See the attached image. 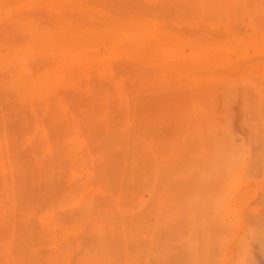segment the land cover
Returning <instances> with one entry per match:
<instances>
[{"label": "bare ground", "instance_id": "bare-ground-1", "mask_svg": "<svg viewBox=\"0 0 264 264\" xmlns=\"http://www.w3.org/2000/svg\"><path fill=\"white\" fill-rule=\"evenodd\" d=\"M36 1L37 0H0V93L3 92L5 95L7 92L9 95L8 100L14 102V104L15 102H20L19 104H27L29 105L28 107H30L31 111L35 112V109L39 107L38 105H40V107L42 105L44 108H48L50 96L54 94L60 95L64 86H71L81 92H84L88 97L92 98L91 107L93 113L90 114V117L88 116L86 118H82L77 115L70 114L64 107H61V119H59V115L58 118L53 116L54 118L51 117V121L47 123L39 118V116H36L35 118L34 115L36 114L34 113L33 116L36 121H30V117H24V120L22 119L21 121L20 119V124L15 123V121L13 122L12 118L9 116H0V186L2 188V193H4L2 195H5L6 197V201L3 200L4 203L0 200L2 201L0 202V215L6 216V213L10 212L13 213L12 216H14V213L17 210L21 212V214L18 212L16 215L19 214V218L21 219L22 212L23 214L27 212L26 216L22 215V219L25 222V224H23L26 226L28 217L30 220L36 219L38 221L37 224H39L38 232H36L37 227L34 230H30L31 228L29 229L24 226L26 228L25 230L19 227L20 224H16V226L18 225L21 229L19 230L23 232L22 236L21 232L18 235L21 236L20 239L18 237V240L16 239L15 233V231L18 230L10 231V233L6 234L8 235L10 241L8 240V242L3 244V239L1 241L2 245L0 248L3 246V250H0V252H2L0 253L2 255V257L0 256V264H106L102 259V251L103 249H106L103 241L109 237L111 232H114L111 222V224H105L106 221V223H109L111 220H109V218L114 217L115 221L117 220L118 222L122 220V223L124 224L120 235L123 239L122 247L124 248L122 249H124L126 253L130 248H133L134 253L136 251L135 248L139 247L140 249V245L132 243L133 240H138L139 238L143 239L148 236L150 245H153L154 235L158 233L159 228L168 227L167 229H173L171 232L172 235L175 233V230H179L178 225L180 226L182 223L180 212H175V209L177 208H174L175 203L173 204L172 200V196H175L172 195V187L165 186L164 189L160 191V181L162 179L163 171L165 172V165L153 163L150 165L149 170H145V164L143 162L145 154L143 151L146 147V141L153 140V130L150 126L166 124V122H168L163 119L166 115L161 110H158L157 114L154 113V117L147 113L149 110L143 103L145 96L143 93L147 88L144 86H146L154 78V80H156V78L162 74L164 68L168 65V57L173 53L174 48H178L179 45L173 47L168 43L169 38L173 33L170 30L171 28H166L164 22L162 24V21L159 22L160 20L154 16L157 11L152 12V10H155V6L156 9L157 7L163 8L165 0H110V2L106 1L108 4L105 3V1H100V3L107 4L113 9V12L107 11V9L103 12L104 9L101 8L103 5H99L101 11L103 10L101 14L105 16H103L104 18L102 20L104 21L105 19L106 22H104L109 24L108 28L106 30L104 29L103 33L102 31L100 33L99 31L87 29V27H84L86 29L81 28L84 24H82L81 27H78L79 24L77 22L80 20L76 21L74 18V21L72 22L64 19V21L66 20L67 22L65 21L63 25L61 24V26H57L58 28L56 27V29L53 27L47 28L48 26L43 27L42 22H45L43 18H46L45 15L49 12V9L50 12L52 10L49 4L52 3L54 6L55 3L54 0H52L53 2H50L49 0L47 6V3H44V7H49V9H47L48 11L46 10V14H42L45 17L42 16V18H40L43 20L40 22V24L42 23L41 26L39 24L40 20H38V16V19L36 20L33 12H26L28 10L32 11L30 10L32 8L34 10L33 6H35V10L39 11V9H36L37 5L34 4ZM65 1L66 0L59 1V4L62 2L61 5H63L64 9L60 6L62 10L60 7V10H58L59 8L57 9L54 6L57 10L53 9L52 11L55 10L57 11V14L64 15L65 18H68V11L72 9L69 13L70 16L74 9L72 7L71 9L69 7L65 8ZM77 1H80L79 3L82 2V0ZM173 1L174 0H170L169 2ZM177 1L179 2V0ZM180 1L182 4H185V6L183 5L185 8H181V10L184 9L185 11L186 9L187 11V8H189L188 10H191L192 13L195 14L196 19L199 21V32L203 33L199 37L195 36L191 41L194 45V49H196L194 57L201 56L202 58L198 60L197 63L189 62L190 64H188L187 75L191 78L194 87H196V85L197 87L194 90H188L184 94L192 97V103L190 107L182 111V114L178 115V118L180 119L178 122H180V127L191 123L195 124L192 130H186L187 133H185V137L191 136V138L198 139L199 146L202 151L201 153H205V146L203 145L204 139L211 138L209 141L214 142L215 144L210 151L212 154L200 155V158L202 159L205 156L208 157L210 160L202 159L203 162L209 161L208 163L212 160L213 162H215V160H222V164L221 161H218L212 163V167L219 168L220 164V168L224 169H222L223 178L227 176L223 174L229 173L227 179L225 178L223 182L220 181L219 183L217 179H219L221 175L219 176L218 173L219 177L217 178L216 176L217 179H215V176H212L211 174L219 172L220 168L217 171H215V169V172L211 170V174L203 170L201 167H198L195 172H193V175L195 173L198 174V172L203 173L204 171L206 174L209 173L212 177V182L214 183L209 182L216 185L215 182L217 181V185L219 187L217 185L216 186L219 188V191L221 189L217 196L216 194L215 196H210L209 193L212 188H210L211 185L208 184V180H210V178L206 179L208 185H205V187L202 185V189L205 190L204 192L200 189L201 184L199 186V183H203L206 176L209 177L210 175L207 174L204 176L205 174H203L204 177L202 178L204 181L202 182V180H198L199 183L197 180L192 178L194 179L193 181L198 183L199 191L202 194L197 192V185L195 186L197 189L196 193H200L201 196H205L203 193H207L209 190L206 194V200L204 196H202L204 198V201L202 202V197L200 198L198 196L199 194H195L197 195V201L200 200L199 203L196 202L198 204V208L203 206L201 208H203L204 211H206L207 208L210 210V206L212 204L211 209H214V212L212 210V212L209 211L213 217L207 213L208 210L205 212L206 215L204 211L201 212L203 213L201 216L199 215L200 217L203 215L205 217L204 219L200 218V221H202L203 224V221H206L207 218L209 220L206 222L212 221V225H201V228L200 224L202 223L200 222L198 223L200 226L199 228L194 225L197 221L199 222L198 218V220L194 221V223L190 226L188 225V230L191 231V229H194L193 231L196 233L197 231H195V229L199 228V233L201 231V234H203L199 235L203 236V238L205 237L204 240H207V245L204 242L199 243V241H203V239L199 240V235H196L198 238L195 237L194 239L193 237L195 234L193 233V235H191L193 231H188L190 232V234L188 233V236L190 237V242L192 244L188 241L189 238H185L187 230L184 233L181 228L183 233L181 232V229L180 232L182 234L179 232L180 238L181 236L183 238V235L185 234L184 238L188 241V243H190L189 246L193 247H190V249H193L194 251L192 250L191 252L189 250V252L193 254H191V258L192 256L196 258L198 255L199 257L196 258V260L198 259L197 262L204 264L205 262L201 260V256L199 254L200 252H198V250L202 248L201 250L205 252L207 246L210 245V240L208 239L209 237L206 233L207 230H204L206 227H214L217 225V228H220V232L218 233L220 237L218 236L217 238L221 240L222 243L223 240L224 242H227L233 237L234 239L237 238L232 249L233 251L236 249L237 252H239V250L241 252V249L244 248V246H250L248 243H251V238L248 236L252 235V239L253 237L254 239H257L256 237L260 236L258 233L262 230V232H260L262 235L264 232L262 228H258V226L261 227L260 222L259 224H256L258 225L256 228H253V226L255 227L254 223L257 222H250L253 216L255 219L253 218L252 220H256V214H259L255 211V209L252 210L249 205V198L253 195L252 192L248 189H244L243 187L237 189V187L244 182L245 179L251 178L250 172L254 169L256 173H258L257 171L262 172L264 176V155H261L259 151H257L256 155H251L253 144L249 145L245 141L236 143L234 135L229 129L227 123H219L215 120L216 117H213L212 114L214 112L212 109L214 108L213 97L217 93V90L212 89V87L215 86L214 83L217 82V78L207 77L204 73H202V76L199 74L201 70L203 71L206 66L211 63H214L222 70H224L223 68H229L232 62L231 56L233 55V49L246 44L244 41L240 42L236 38H231V36L235 34L234 29H236L235 14L248 15V18L244 19L247 28L252 30V32L261 33L253 47L257 51L264 50V0ZM72 2L73 4H79L74 0H72ZM176 2L173 3L176 4ZM97 3L94 4L95 7L88 6V4L91 3H88L86 6L82 4L81 7L83 9L87 7L89 9L92 8L91 10L95 11L98 10L97 8L99 7ZM178 4L179 3H177V5ZM38 5H40V3H38ZM42 6L43 4L40 6L41 9ZM75 6L76 4H74V7ZM105 8L107 7L105 6ZM111 8L108 9L111 10ZM79 9L77 10L79 11ZM89 9L85 10L88 12ZM43 10L45 9H42V11ZM75 10L72 13H75L76 15ZM130 10L134 11L133 15ZM58 11L60 12L58 13ZM128 11H130V13H128ZM85 12L84 14H87V12ZM65 13H67V16ZM150 13H154L152 15L155 20L153 16H149ZM84 14H82V16ZM79 16H81V14H79ZM48 17L50 16L48 15ZM55 17L57 18L59 16L55 15ZM70 17L68 19H70ZM75 18L78 19L79 17ZM156 18L159 20L158 22L156 21ZM48 20H51V18H48ZM73 22H76L78 26H76V23ZM59 23H61V20ZM80 23L82 22L80 21ZM51 24L52 26L54 25L53 22ZM56 24L54 26H56ZM123 30L129 32L127 37L132 41L129 45V49L132 50L130 53L132 54L130 55V60L118 63L116 67L113 66L117 72L113 80H110L108 84L110 85V89L114 90L113 93L117 90V93L115 94L116 97H114L110 92V89L95 85L91 82V78L97 74L96 72L99 70L98 67L101 66L100 57L102 56H100L98 52V43L103 39V37H106V39H108V44L110 43L111 46H109L106 50L107 52L105 53L112 52V50L116 51L119 33ZM209 31L213 32L218 37H211V33L209 34ZM224 38L226 39L223 41L222 39ZM227 38L231 39L227 40ZM55 43L58 44L56 47L54 46ZM161 53L165 54V58H161L159 56ZM242 54H244V51L240 53V55ZM125 73L127 76H124ZM120 78L121 81H119ZM240 78L249 92L251 90L252 93L258 95L259 102L257 105L259 107L264 106V77H258L252 74L247 75L244 73ZM125 80L127 82L130 80L133 83H131L132 86H130V88L126 89V85L121 84V82H126ZM224 80L225 79H221L218 80V82ZM203 83L206 84L205 87H202ZM212 83L214 86H211ZM207 85L208 87L211 86V88H208ZM248 90L244 93L248 92ZM178 96H180L178 93L166 91L164 98L173 102ZM186 101L188 105V100L186 99ZM174 103L176 108L183 109L186 107V103ZM162 106L164 105L158 104L157 109ZM245 109H248L247 105H245ZM245 112L249 113L248 110ZM248 118L247 120L251 122V127H255L257 130L259 127L260 129L264 127V116L261 113H258L255 118ZM32 119L33 118H31V120ZM23 121L25 124L21 123ZM21 126H26L27 130L21 131ZM79 130L81 133H84V139L78 137L77 134L79 133ZM257 136L259 138L257 141L264 143V132L257 133ZM91 139L93 142L98 139L96 142V146L98 147L97 153L92 152L93 142ZM111 142L116 143L117 146L115 148L120 154L123 153L121 156L123 160H120L121 162L117 161L116 164L110 161L109 158V151L112 150L110 148ZM219 142H226L227 145H222ZM97 144H100V146ZM123 144H125L124 147H118L123 146ZM22 145L26 146V150L21 148ZM21 150H23V152ZM58 159H60V161H58ZM251 159L254 163L250 162ZM189 160L193 161L194 164L191 166H194V158H189ZM196 160L199 161L200 159L196 158ZM56 162L59 163V165H56ZM71 163L75 164L74 168L70 167ZM208 163L205 164L208 165ZM196 165L198 166L199 163H196ZM58 166H62L61 171L59 172L62 173V177L59 178L55 176L56 168ZM191 166L188 167L187 165V169L189 168L193 170L194 167H192V169L190 168ZM209 166L211 168V165H208L207 167L206 165L204 166L203 163V168L207 167L205 169H208V171L210 170ZM200 168L203 172L202 170H198ZM189 169L187 171L191 172ZM79 170L86 172L89 179L94 182L99 189H101V191L106 195V198H110V201L108 200L109 202H106L109 203L107 207L106 204H102L101 201L100 203L97 202V197L95 198V196L85 197V192L87 191L86 183L75 178V172ZM222 170H220V173ZM118 172H122L121 176ZM254 172L251 173L253 174ZM168 174H171L174 181L176 180L175 177L177 173H174L172 166L169 167ZM213 178L216 181H214ZM30 179L33 180L31 183L29 181ZM129 179L131 180V183L128 182ZM220 180H222V178H220ZM193 181H190V188L193 186ZM191 182L193 183L191 184ZM134 183L137 184V186ZM206 187H208V189H206ZM31 188L33 191H38L40 193H35V195L32 196L33 192L29 194L28 191ZM192 188L194 190V187ZM217 188L213 186L212 190H217ZM262 189L264 191V184ZM146 191L149 194L148 200L144 198ZM188 191L186 195L190 196L193 191L190 190L192 192L189 191V195ZM42 192L45 195L51 192L53 197V200L51 201L52 203L46 207L43 212H41L42 210L36 211L37 209L35 210V208L37 206L33 208L34 203L37 201L39 202L40 199H38V197L42 194ZM214 193H216V191H214ZM214 193L211 192V194ZM181 194L182 193H180V196L184 197V195ZM186 195V199L183 200L184 202L185 200L188 201L194 199V193L193 197H191L193 199H187ZM208 196L213 197L210 198L211 201L208 199ZM263 197L264 196H262V198ZM98 200L101 199L99 198ZM195 200L196 199H194V201ZM7 201L8 203L5 204ZM194 201L190 202L193 203ZM205 201L210 203V206L206 205ZM177 202L178 201H176V203ZM200 202L202 204L204 202L207 208L204 204L200 205ZM260 202H262V200ZM186 203L187 202H185V205L189 206V204ZM191 203V210L194 212V210L196 211L198 208H193L194 206H197H192ZM23 204L26 205L24 206L26 207L24 210L21 208ZM238 204H242V207L239 208ZM262 205L264 204L262 203ZM187 206H185V208L188 209ZM65 207L67 208L66 210L61 213L58 212L59 209ZM179 207L181 208L183 206ZM20 208L22 211H20ZM109 209L110 211L112 210L111 214H109ZM184 210L185 209L180 211ZM188 210H190V208ZM191 210L189 212H191ZM199 210L200 209H198V211ZM163 211L167 215L161 216ZM51 212H55L53 219L50 222L46 221L44 218L45 215ZM175 213H177V216L180 214L179 217L181 220L179 217L176 218L178 220L176 222L179 223L176 226L178 229L174 230V223H176L174 222L176 220ZM196 213L197 211L191 215H196V217H198V213ZM145 216L147 217V220L145 219ZM187 216L190 217V214L187 213ZM232 216H235L240 222L236 227H232L229 222V218ZM9 217H11V214ZM17 217L15 216L16 219H19ZM24 217L27 218L24 219ZM11 219L14 220V217L10 218V220ZM16 219L14 221L15 223L17 221ZM3 220L6 221V219ZM193 220L191 222H193ZM11 221L9 222L10 224ZM83 222L88 226H81L80 224ZM188 222L191 223L190 221ZM0 223L2 224L3 222L1 221ZM5 223L7 226L10 225L7 222ZM23 224L21 223V225ZM192 225H194V228H192ZM251 225L252 227H249ZM11 226H13V224H11L9 228ZM55 226L58 228L56 229ZM248 227L257 229V236L255 235L256 233L251 234V232L248 231ZM262 227L264 228V226ZM209 229L210 228H208V230ZM7 232H9V230ZM246 232H250V234H246ZM27 233L34 236L37 234L38 236L32 240H28L26 236L28 235ZM244 233L248 236H245ZM94 234H96V239L93 237ZM179 234L174 235L175 238H178ZM206 236L208 238H206ZM243 237L244 239L246 237L248 239L250 238V241L246 240L247 245H245V241L243 242ZM175 238L171 240V245L169 243L170 247L165 249L166 252L163 254V258H165L166 254L170 255L168 252H171L172 254V245L175 243ZM85 239L93 245L90 246L85 244ZM19 240H21L22 243L19 242ZM183 240L184 239H182V242L179 240L181 246L184 242H186V240ZM222 243L219 247H216V250L220 249V252L218 251L219 254L213 253V255L215 254V257L218 255L220 256L215 259L214 256H212L211 262H214V264H231V257H235L236 254L234 255L230 253L232 250L230 251L229 248L231 246L229 244L222 245ZM242 243H244L243 247H241V249H237V247H240L238 246L239 244L242 246ZM200 244L202 245L201 247H199ZM260 246L262 248V244ZM210 247L211 246L208 248L209 250L207 249L208 251H211ZM182 248L181 250L183 251ZM96 249L99 250L96 251ZM17 250H20L21 253L19 251L17 252ZM77 250L83 251V255L81 257H75L77 254L75 251ZM244 250L245 252L247 251L245 248ZM42 251L44 252L42 253ZM139 251H142V254L140 253L141 256L145 252V250L143 252V249L137 250V252ZM137 252L135 254H137ZM126 253L124 252L123 256H125L124 254ZM229 253L232 254L230 255V259ZM249 253H251V251L248 252V254L246 253L247 255L244 252L240 253V258L237 262L239 264H247L248 260L251 261L252 258L251 260L248 259L249 256H251ZM128 256V258L125 257L127 260L122 257L124 261L119 258V261L122 260V263H120L123 264V262H125V264H134L137 259L132 261L130 254ZM141 256L139 257L141 258ZM236 256L237 258L239 257L238 255ZM188 257L190 258V255ZM134 258L135 257L133 255V260ZM159 258H161V256ZM194 258H192V260H194ZM213 259H218V261L216 262ZM234 259L235 258H233V260ZM233 260L231 262H233ZM119 261L116 260L114 262L113 260L111 264H120ZM186 261H188V264H200L195 263V260L194 263L193 261L190 263V260ZM234 264H237L236 260L234 261ZM248 264L250 263L248 262Z\"/></svg>", "mask_w": 264, "mask_h": 264}, {"label": "rangeland", "instance_id": "rangeland-1", "mask_svg": "<svg viewBox=\"0 0 264 264\" xmlns=\"http://www.w3.org/2000/svg\"><path fill=\"white\" fill-rule=\"evenodd\" d=\"M37 1H41V2H37ZM37 1H36L37 4H36V2L34 3L35 5L38 6V7L36 6V9H39V11H40V9H41L40 6L43 4L42 9H45V10L42 11V9H41V11L39 12L38 10H35V6H33L34 10L32 8V9H30L32 11L28 10L26 12H30V13L33 12L34 18L36 17L35 18L36 20L39 17V19H38V20H40L39 24L43 20L45 22L49 21L48 23L47 22L46 23L42 22L43 24L41 23L43 25V27H47L48 26L47 28H50V27L52 28L53 27V28L56 29L57 26L59 27V25L61 26V24L62 25L64 24V22L66 21V20L64 21V19H67V21L69 20V21L72 22V21H74L73 20V18H74V19H76V21L80 20L82 22V23H80V21L77 22L79 24V26H78V24L76 22H73V23H76V26L81 27L82 24H84V26H82L81 28L87 27V29H91L93 31H99L100 33L102 31V33H103L104 29L106 30L108 28L109 24L105 23L106 22L105 19H104L105 22L102 20L105 16L101 14L102 11H103V10L101 11V8L104 9L103 12H105L106 9H107V11H112L113 12V9L109 5H107L108 3L106 2V1L110 2V0H84V1L82 0L81 3H79L80 1L78 2L77 0H74L75 2L79 3V4L74 3V4H76L75 7H74V4H73L72 0H70L72 2V5H71V2L69 0H66L65 3H64V5H65L64 7L65 8L69 7L71 9V7H72L74 10L76 9L75 10L76 11V15H75V13H72L74 10L71 12L70 16H72V17L69 16V13H70V11L72 9L70 11H68V18L70 17V19H72V20H70L68 18H65L64 15L57 14V11H55V10H54L55 12L52 11L53 9H56V8L58 9L60 6L63 8V5H61L63 1L59 4V1H61V0H54V3H55L54 6L56 8L52 5V3H50L49 5H50V7L52 9L51 12H50L49 7H44L45 6L44 3L45 4L47 3L46 4V6H47L48 3H49V0H47V1H45V0H43V1L42 0H37ZM97 1H98V3H97ZM100 1L101 2L105 1V3H107V4L100 3ZM112 1H114V0H112ZM169 1L170 0H165V3H164L165 5L163 6V8L162 7L161 8L157 7V9H156L155 8L156 6H155L154 7L155 10L154 11L152 10V12H156L157 11L158 14L157 13H155V14L154 13H150L149 16L151 17V16H153L152 14H154V16L157 17L160 20L159 21L156 18L157 22L158 21L159 22L162 21L161 23L163 24V22H164V25L166 26V28H171L170 30L173 33L171 34V37L169 38V42L168 43L170 45H172L173 47L176 46V45H179V46H178V48L175 47L174 50H173V53L168 57V65L164 68L162 74L160 76H158L156 78V80H154L155 78L154 79L152 78L153 80H151L146 86H144L145 88L146 87L147 88H146V91L144 90V93H143L145 95L144 99H143V103L145 104V106H147V108L149 110L147 113L150 116L154 117V113L157 114V111L161 110L166 115L163 119L165 121H168V122H166V124L150 126V128H152V130H153V140H147L146 141V147H145V150L143 151L145 153L144 157H143V162L145 164V167H144L145 170H149L150 169V165L153 164V163L154 164L155 163H159V164H164L165 165V172L163 171L162 179L160 181V191H162L165 186L172 187V195L176 196V200H175V196H172L173 204L175 203L174 204V206H175L174 208H177V209H175V212L179 211L180 214H181V215L178 214V216H177V213H175L176 214L175 219L178 218L179 215H180V217L182 218V223L180 221L181 224L179 226L178 225L179 222H176L178 220L176 219L174 221V222H176V223H174L175 224L174 230L178 229L176 227L177 225L179 227V230L178 231L175 230L174 231L175 233L172 234V235H171V232H172L173 229H171V228L167 229L168 227L159 228L158 233L154 235V243H153V245H150V243L148 241L149 240L148 236H146V238H143V239L139 238L138 240H133L132 243L140 245V249H139V247H137L138 249L135 248L136 249L135 253L137 252V250H142L143 249V252L145 250V252H144L145 254L143 253V255H142L144 257V259H143V257L140 255V253L142 254V251H139V252H137V254H135L133 248H130L127 253H126V251L124 249H122L124 247H122L123 239L121 238L120 233L122 231V228L124 227V224L122 223V220H120L119 222L116 220L117 221L116 222L114 217L109 218V220L111 219L112 221L108 220L109 223H106L107 222L106 221L105 224H111L112 223V225H113L112 228H113L114 232L113 233L111 232L109 234V237L103 241L105 243V248L106 249L105 250L103 249V251H102V259L105 261L106 264H111V262L113 260H114V262L116 260L119 261V258L122 259V257L124 259L129 254H130V257L132 258V261H135V259H137L136 260L137 262L135 261L134 264H188L187 263L188 261H186V260H190V263L192 261H193V263L195 261H196L195 263H200V262H197L198 259L196 260V258L199 257V256L197 255V257H196L194 255L196 258H194L192 256V258H194V260H195L194 261L191 258V254L192 253L189 252V250L192 252L193 249H190L191 246H189V245H190L191 242H190V237L188 235L194 229H191V231L188 230V225L190 226L192 223H194V221H197L198 218H199V222L197 221L194 225H196L199 228H200L201 225H208V224L212 225L211 224L212 221L206 222V221L209 220L207 218H206V221L205 220L203 221L204 224L202 223V221H200V218H202V219L205 218L204 215L202 217H200L203 214L201 212L204 211V209L201 208L203 206H200V208H198V206H197L198 204L197 203H199L200 200L197 201V198H196L197 195H195V194H199L198 196L200 198L202 196H204V195L201 196L202 193L199 191V186L201 184V186H200L201 188L200 189H201L202 192H204L205 190L202 189V185L205 187V185L209 184V185H211L210 188L212 187L211 188V192L214 193V191H216V193H214V194H211V192H210L209 193L210 196H212V195L215 196V194L217 196L218 193L221 191V189L219 191L218 190L219 188H217L218 182L219 183H220V181L223 182L225 180V178L227 179V176L229 174V173L225 172L226 174H223V175H227V176L226 177L224 176L225 178H223L222 173H223L224 169L222 168L223 169L222 170L220 168L221 167L220 164H219V168H220V170H222L221 173H220V170H219V172H215V171H217L219 169L218 167H215V168L212 167V163L221 161V164H222V162H223L222 160H215V162H213V160H212V161H210V163H208L209 161L208 162L207 161L203 162V160H202V159L210 160L208 157L205 156L202 159L200 158V155L212 154L210 151L215 146V144H214V142L209 141L211 138L204 139L203 145L205 146V148H204L205 153H201L202 151H201V148L199 146L198 139L191 138V136L185 137V133H187L186 130H192L193 126L195 124L191 123L189 125H183L182 127H180V125H179L180 122H178V121H180V119L178 118V115L182 114V111L184 109H187L188 107H190V105L192 103V97H190L188 95H184V94L188 90H190V89L194 90L197 87V85H196V87H194V84H193L191 78L187 75L188 64H190L189 62H196L197 63L198 60H200L202 58L201 56L194 57V53H195L196 49H194V45L191 43V41L194 39L195 36H198V37L201 36L203 32H199L200 31L199 28H198L199 21H198V19H196L195 14H193L191 10H188L189 8H187V11H186V9H185V11H184V9L181 10V8H185V7H183V5L185 6V4H182V2L180 0H179V2L177 0H174L173 2L177 1L176 4L173 3V2H169ZM50 2H53V1L50 0ZM66 2H67V4H66ZM38 3H40V5H38ZM88 3H91V4H88ZM96 3L98 4V6L99 5L100 6L103 5V6L101 8L99 6L97 8L98 10H95V11L93 10L92 11L91 7H95L94 4H96ZM177 3H179V4L181 3V4L177 5ZM82 4H84L85 6L87 4H88V6H91L90 7L91 9H89L88 7L85 8V9H89L88 10L89 13L85 9H83L81 7ZM57 5H58V7H57ZM104 5L107 8H105ZM149 5H151V4H149ZM181 5H182V7H181ZM77 6H79L80 9ZM52 7H54V8H52ZM60 8L58 10H60ZM62 8H61V10H62ZM108 8L109 9L111 8V10H109ZM47 9H49V12H47V14H46V10ZM77 9H79V11L81 13ZM83 10H85L87 12V14H84L85 11H83ZM34 11H37L39 13L34 12ZM130 11L132 12L131 14L133 15L134 11L133 10H130ZM130 11H128V13H130ZM59 12L60 11H58V13ZM44 13L46 14L45 16H46L47 19L43 18V20H41L40 18H42V16H44V15H42ZM50 13H51V15H50ZM66 14L67 13H65V15ZM79 14H81V16H79ZM82 14H84V15L82 16ZM107 14H109V13H107ZM48 15L50 17H48ZM55 15L56 16L58 15L59 17L56 18ZM154 16H153V18H154ZM75 17H79L80 19L79 18L77 19ZM48 18L49 19L51 18V20H53V21L48 20ZM53 18H55V19H53ZM246 18H248V15L235 14V20H236L235 21V26H236V29H234L235 30V34L232 35L231 38H236L240 42L244 41V42H246V44L242 45L241 47H236L235 49H233V53H232L233 55L231 56V59H232L231 66L229 68H223L224 70H222V69H219V67L217 65H215L214 63H211V64H208L203 71L201 70L199 72V74L202 76V73H204V75L207 76V77L217 78V82L214 83L215 86L213 85V83L211 84V86H214V87H212V89L217 90V93L213 97L214 108L212 109V111L214 112V113L212 112L213 113L212 115H213L214 118L216 117L215 120H217L219 123H223V122L227 123L229 129L231 130L232 134L234 135V139H235L236 143H241L242 141H245L249 145L253 144L252 145V149H251L252 150V154L251 155H256L257 151H259L261 153V155H264V143L257 141L259 139L258 136H257V133H263L264 132V127L261 128V129L259 127L258 130H257L255 127H251L250 126L251 122L247 120L248 117L250 119L251 118H255L258 113H261L264 116V106H260L259 107L257 105V103L259 102L258 95L252 93L251 90L249 92V90L245 87V85L242 83V80L240 78L242 76V74H244V73L247 74V75L252 74V75H256L258 77H264V50L257 51L253 47L254 44H256L257 38H259L261 33L260 32H256L255 33V32H252V30L248 29L246 24H245V22H244V19H246ZM56 19H58V20H56ZM60 20H61V23H59ZM154 20H155V18H154ZM50 22L51 23L53 22L54 25L56 23H59V24H56V26H54V25L52 26V24ZM84 29H86V28H84ZM210 33H211V35H210L211 37H218L213 32L209 31V34ZM26 34H28V33H26ZM128 34H129V32H127L126 30H123V31H121L119 33V39L117 40L118 41V46H117V50L116 51H113L111 49L112 52L105 53V52H107L106 50L109 48V46H111L110 43L108 44V42H107L108 39H106V37H103V39L98 43V46H97L98 52H99V55L102 56V57H100L101 66L98 67L99 70H98V72H96L97 74H95L91 78V82L92 83H94L97 86L107 87L108 89H110V85L108 83H109L110 80L111 81L113 80V78H114V76H115V74L117 72V71H115L113 66L116 67V65L118 63H121L122 61L130 60V58H131L130 55L132 53H130V52L132 50L129 49V45L131 44L132 41H131L130 38L127 37ZM231 38H227V40H229ZM225 39L226 38H224L222 40L224 41ZM57 45H58L57 43L54 44L55 47ZM242 51H244V54L240 55V53ZM159 56L161 58H165V54L161 53V54H159ZM124 76H127L126 73H125ZM221 79H225V80L218 82V80H221ZM119 81H121V78H120ZM131 83L132 82L130 80H128V82L127 81L126 82H121L122 85L123 84L126 85L125 86L126 89L130 88V86H132L133 83L132 84ZM205 83H203L202 87L206 86ZM211 86H209V87L211 88ZM207 87H208V85H207ZM100 89H101V87H100ZM140 89H142V88H140ZM246 90H248V92L244 93ZM0 91H1V89H0ZM127 91H129V90H127ZM166 91L178 93L180 96H178L172 102L171 100H167V99L164 98V95H165ZM110 92L113 94L114 97H116L115 94L117 93V90H115V93H113L114 90L110 89ZM0 94H1V97H0V116L1 115L9 116V117L12 118V121L13 122L15 121V123H17V124L20 122V119H21V121H22V119L24 120V117H27V118L30 117V119H29L30 121H33V120L36 121L35 120L36 116H39V118H41L42 120H44V122H47V123H49V121H51V117H53V116L56 117V118H58L60 116L59 119H61L62 118V116H61V112H62L61 107H64L70 114H74V115H77V116L82 117V118H86L88 116L90 117V114L93 113V110H92V107H91L92 98L88 97L84 92H81L80 90L76 89L75 87H71V86H64L63 90L60 92V95L54 94V95L50 96L49 97V102H48V108H44L42 105H41V107H40V105H38L39 107L35 106V107H37V109H35L37 112L36 111L32 112L30 107H28L29 105H27V104L25 105L23 103L19 104L20 102H15V104H16L15 105L14 102L8 100L9 99V95H8L7 92L5 93V95H4L3 92H1ZM186 99L188 100V105H187ZM174 102H179L181 104H185L186 103V107L183 108V109L176 108ZM11 103H13V104H11ZM158 104L164 105V106H162L161 108L157 109ZM245 105H247L248 109H245ZM246 110H248L249 113H246L245 112ZM34 113L36 115H34ZM33 115L35 116V118H34ZM101 117H103V116H101ZM31 118H33V119L31 120ZM17 119H18V122H17ZM61 122H62V120H61ZM21 123L25 124L24 121L21 122ZM17 127H18V125H17ZM26 130H27L26 126H23V127L21 126V131H26ZM82 133L79 130V133L77 135H78V137L84 139V133L83 134ZM97 141H98V139L95 142H93V140H92V142H93L92 143V147H93L92 152L93 153H97L98 152V147L96 146V142ZM219 143L222 144V145H227L226 142H219ZM97 145L100 146V144H97ZM124 145L125 144H123V146H118V147H124ZM110 146H111L110 148L112 149L111 151H109L110 161H112V162H114L116 164L117 161L123 160L122 157H121L123 155V153L120 154L115 148L117 146L116 143L111 142ZM21 148H23V150H26V146H24V145H22ZM23 150H21V151L23 152ZM189 158H194V162H195L194 166H191L194 163H193V161L189 160ZM196 158H199L200 160L198 161V160H196ZM58 161H60V159H58ZM250 162L254 163V161H252V159H251ZM196 163L197 164L199 163V165L197 166ZM203 163H204V166L206 165L207 167H208V165H211V168L209 166V168H210L209 171H208V169H205L207 167L203 168ZM205 163H208V165L205 164ZM56 165H59V163H57ZM187 165H188V167L191 166L190 168L194 167V169L192 168L194 171L188 168L189 170H191L192 173L190 171H187L188 170L187 169ZM171 166L173 167L174 173H177L176 177L178 176L177 178L175 177V179H176L175 181H174L173 177L171 176V174H168L169 173V167H171ZM70 167L74 168L75 164L71 163ZM198 167H201L203 170H205V171H207L209 173H210L211 170L214 171L216 169L214 171L215 174L214 173H212V174L210 173V174L212 176H215V179H217L221 175L219 177V179H217L218 182L213 178L214 181H216L215 183H216L217 186L215 184H211V183H214V182H212L211 175L209 173H207L210 176L209 177L206 176L207 175L206 172L204 171L205 172L204 173L201 168L198 169V170H202L203 173L196 171V172H198V174L195 173L193 175V172H195V170ZM61 168H62V166H58L56 168L55 176L58 177V178L62 177V173H59L61 171ZM252 170H253V168H252ZM254 171H255V169L253 171H251V172H254ZM251 172H250L251 178L250 179H245V181L242 182L237 187V189H239L240 187H243L244 189H248V190H250L252 192L253 195L250 196V198H249V202H250L249 205H250L252 210L255 209V211L258 212L259 214L258 215L256 214V216H257V217L255 216L256 220H252L254 218L253 215H255V214H253L252 215L253 218H251L250 222L251 221H252V223H254L253 221L257 222V223H254L255 227L253 226V228H256V226H258L256 224H259V222H260L261 227L258 226V228L259 229L262 228L264 230V228L262 227V226H264V209H263L264 205H262V203L264 204V202H263L264 197L262 198V196H264V191L262 189L263 188V184H264V179H263L264 176H263L262 172H259V171H257L258 173H256V171H255L254 172L255 174L254 173L252 174ZM121 173L118 172V174L120 176H121ZM218 173H219V176H218ZM203 174H205L204 176H206V178H205L206 184H205V181L202 178V177H204ZM196 175H200V176H196ZM252 175H254V176H252ZM190 176H193V177H190ZM194 176H196L197 178L194 177ZM216 176H217V178H216ZM262 176H263V178H262ZM75 178H77L78 180L86 183L87 191L85 192V197L95 196V198L97 197V202L100 203V201H101V203L102 204H106V207H107V205L109 203H106V202L110 198L109 199L106 198V195L101 191V189H99V187L94 182H92L89 179V176H88V174L86 172L80 171V170L76 171L75 172ZM192 178L197 180V182H198V180L199 181L202 180V182L203 181L204 182L203 183H199L198 182L199 183V186H198V183L193 181L194 179H192ZM207 178H210V180H208V184H207V180H206ZM220 178H222V180H220ZM188 179H190V180H188ZM191 180L194 183L191 182V184L193 183L192 184L193 186H191V188H190V181ZM29 181L31 183L33 180L30 179ZM188 181H189V183H188ZM128 182L131 183V180L129 179ZM135 185L137 186V184H135ZM196 185L198 186V187H196V188H198V190L195 188ZM212 185L215 186V188H217V190H215V189L212 190L213 189ZM192 187H194V190H193ZM208 187H206V189H208ZM188 188L190 190H192L193 192L190 191ZM56 190H59V189H56ZM188 190L190 192H192V194H190V196L186 195ZM196 190H197V192H200L201 194L200 193H196ZM28 191H29V194L33 192L32 196L35 195V193H37V194L40 193L38 191H33L32 188L29 189ZM189 191H188V195L190 193ZM183 192L184 193L186 192V193L184 194ZM208 192H209V190L207 191V193ZM49 193H47L45 195L42 192V194L39 195V197H38V199H40L39 202L37 201V202L34 203V206L32 205L33 208H35L37 206L35 208V210L37 209L36 211H38V210L41 211L42 210L41 212H43V210L52 203L51 202L53 200L52 193L51 192H49ZM173 193H176V194H173ZM180 193H182L184 195V197L180 196ZM193 193H194V199H196L195 201H194L193 198H191V197H193ZM207 193L206 192L203 193V194H205V196H204L205 200L207 198L206 197ZM2 194H4V193H2V188L0 186V200L6 201L5 200L6 199L5 195H2ZM43 194H44V196H43ZM185 195L187 196V199H189V198L193 199V200H188V201L185 200V202H187L190 207L185 205V202L183 201L184 199H186ZM210 196H208V199L213 198V197H210ZM107 197H109V196H107ZM178 197H179V199H178ZM180 197H181V199H180ZM99 198L101 200H98ZM144 198L146 200L149 199V194H148L147 191L145 193V197ZM204 198L202 197L201 202L204 201ZM261 200H262V202H260ZM2 201H0V202H2ZM4 201H3V203H4ZM176 201L180 202L181 205L178 202H177L178 203L177 204ZM190 201H194V202L191 203ZM207 201H205V204L210 206V203H208ZM210 201H211V199H210ZM201 202H200V205L202 204ZM6 203H8V201L5 202V204ZM190 203L192 204V206H194V205L197 206V207L194 206L193 208L200 209L199 211H198V209L196 210L197 213H198V217H196V215H193V216L191 215L192 213L194 214V212H196V211L194 210V212H192L193 210H191ZM194 203H196V204H194ZM176 204H177V206H176ZM203 204H204V202H203ZM3 206H4V204H3ZM24 206H26V205L23 204L21 206V208H23L22 210H24L26 208ZM179 206H183V207L180 208ZM185 206H187L188 209L190 208L191 212H189L190 210L185 208ZM259 206H261V207H259ZM104 207H105V205H104ZM238 207L241 208L242 204H238ZM21 208H20V211H22ZM206 208H207V206H206ZM211 208H212V204L210 206V210H208V208H207L206 211H204V213L207 212V210H208L207 213H209L211 215L210 212H212L214 210V209L212 210ZM66 209H67L66 207L62 208V209H59L58 212L61 213V212H63ZM183 209H185L184 211H186V212L180 211V210H183ZM201 209H203V210H201ZM18 212L19 211L16 210V212L14 213V216H12L13 213H10V212L6 213V216L5 215L4 216L0 215V222L1 221L3 222L2 224L0 223V236H1L0 237V246L3 243L8 242V240L10 241V239L8 238V235H6V234L10 233V231L18 230V231H15L17 240H18V237L20 239L21 236L23 235V232L20 231L21 229H25L26 230V228H29V229L31 228L30 230H32V229L34 230L37 227L36 228V230H37L36 232H38V229H39V224H37L38 221L36 219H31L30 220L29 217L28 218L24 217V219L27 218V222H28V224L26 222V226H25L24 225L25 222L22 219V217H23L22 215L26 216L27 212L24 213V214L22 212L21 219L19 218L20 217L19 214H21V212H19V214L16 215V213H18ZM111 212H112V210L110 211V209H109V214H111ZM183 212H184V214L182 215ZM187 213L190 214L191 218L189 216H187ZM10 214H11V217H9ZM54 215H55V212L47 213L44 218L46 219V221L50 222L53 219ZM165 215H167V214H165V212L163 211L161 213V216H165ZM205 215H206V213H205ZM15 216L16 217L18 216L17 218H19V219H16ZM8 217H9V220H8ZM13 217H14V220L11 219L12 220L11 221L10 218H13ZM180 217H179V219L181 220ZM211 217H213V216L211 215ZM211 217H210V219H211ZM188 218H189V220H188ZM3 219H6V221L3 220ZM15 219L17 220L16 223L14 222ZM145 219L147 220L146 216H145ZM190 219H192V220L194 219L193 222H191L192 220H190ZM10 221H11V224H13V226H11L12 229H11V227L9 228V226L11 225L9 223ZM19 221L22 224L23 223L24 224L21 225V223ZM30 221H32V222H30ZM188 221H190L191 223H189ZM5 222L9 223L10 225L7 226ZM34 222H36V223H34ZM200 222L202 224H200V226H199L198 223H200ZM229 222L231 223L232 227H236L240 223L235 216H232L231 218H229ZM16 224H18V225L20 224L21 226L19 225V227H21V229L18 227V225L16 226ZM5 225H6V227H5ZM29 225L30 226L32 225V226L30 227ZM36 225H38V226H36ZM80 225L83 226V227H87L88 226L84 222L82 224H80ZM171 225H169V226H171ZM194 225H192V228H194L193 227ZM252 225L249 226V227H252ZM196 226H195V228H196ZM16 227H18V228H16ZM55 227H56V229L58 228L57 226H55ZM110 227H111V225H110ZM6 228L9 230V232H7L8 230ZM181 228L183 229L184 233L187 230L186 236H188V237H186L185 234H184L183 238H182V236H181V238L184 239V240L189 238L188 241L190 242V243H188V241L186 240V242H184L185 245L183 243L182 246H181V243L179 242V240L182 242V239L180 238V234H179ZM189 228H191V227H189ZM199 228L195 229V231H197L196 233H198V234H196L194 231L191 234V235H193V233L195 234L194 237L192 236L194 239H195V237L198 238V236H196V235L201 234V231L199 233V230H198ZM201 228H202V226H201ZM208 228H210V229L208 230ZM208 228L206 227V229H204V228L203 229L208 231V232L206 231V233L208 234L209 238L207 236H206V238H208L210 240V241L209 240L208 241L210 242L209 246H211L210 247L211 251H208L209 250L208 249L209 246H207V248L205 247L206 248L205 252L203 250H201L202 248H200L198 250V252H200L199 254L201 256V260H203L205 262L204 264H210L212 256H214V259L216 257L220 256V255H218V256L215 257V254L213 255V253H216V254L218 253L219 254L220 249L216 250V247H219L221 245V243H222V241L217 238L219 236L218 233L220 232V228L218 229L217 225L214 226V227H210L209 226ZM253 228H249V230H248V231L251 232V234H255L256 233L257 229H253ZM182 229H181V232H182ZM250 229L255 231V232L251 231ZM25 230H23V231H25ZM188 231H190V232H188ZM20 232H21V236H18L20 234ZM250 232L249 233L246 232V234H250ZM257 232H259V231H257ZM260 232H262V230ZM260 232L258 233V235H260L258 237H256L257 233L255 234L256 236L253 235V236H255L257 238V239H254V237H253L254 240L251 237L252 235L248 236V235H246L244 233L245 236H248V237L251 238V239L249 238L251 240V243L250 242L248 243L250 246H247V247L244 246V248L247 251L249 250L248 252L251 251V253H249V255H251V256H249L248 259L251 260V258H252V260L249 261L247 259L250 264L251 263L252 264H264V244H263L264 243V232L262 233V235L260 234ZM27 234L28 235H26V234L25 235L27 236L28 240H32L33 238L38 236L37 234H35V236L30 234V233H27ZM29 234H30V238L31 239L29 238ZM176 234H179L178 235L179 240H178L177 237H176L177 239L175 238L174 235H176ZM207 234H205V235H207ZM201 235H203V234H201ZM184 236H185L186 239L184 238ZM93 237L96 239V234H94ZM199 237H200L199 240L203 239V241L201 240V241H199V243L200 242H204L207 245V243H206L207 240H204L205 237L203 238V236H200V235H199ZM244 237H243V242L245 241L244 243H246V240L250 241L247 237L245 239H244ZM173 238H175V240H174V242H175L174 244L175 245L174 244L172 245L173 252H172V254H171V252H168V253H170V255L166 254L165 258H163L164 257L163 254H165V252H166L165 249L170 247L169 243L171 245V242H172L171 240ZM2 239H3V241H2ZM5 239H6V241H5ZM194 239H193V241H194ZM236 239H234V237H233L232 239H229L227 242H224V240H223L222 245H224V244L228 245L229 244L231 246L229 248L230 251H231L233 249L234 243L236 242ZM1 241H2V244H1ZM94 241H96V240H94ZM128 241H130V240H128ZM19 242L22 243L21 240H19ZM84 243L87 244V245H90V246L93 245L86 239L84 240ZM244 243H242V246H241V244H239L238 246H240V247L239 248L237 247V249H241V247H243ZM196 244H198V243H196ZM201 244H200L199 247H201L203 245V244L202 245ZM261 244H262V248L260 246ZM245 245H247V243ZM185 246H186V249H187V250L185 249L186 252L184 251ZM203 246H205V245H203ZM188 247H189V249H188ZM213 247H214L215 251H214ZM181 248L183 249V251L181 250ZM191 248H193V247H191ZM197 248H198V246H197ZM244 248L241 249L242 250L241 252H240V250H239V252H237L236 249H235L236 252L232 250L230 253H232L234 255L236 254L238 256L242 252H244L245 254L246 253L248 254L247 251L245 252ZM0 250L1 251L3 250V246L0 248ZM98 250L99 249H96V251H98ZM195 250H196V247H195ZM18 251L20 252V250H17V252ZM123 251L126 253V254H124L125 256H123V253H124ZM43 252L44 251H42V253ZM75 252H77V254L75 255V257H77V258L81 257L83 255V251L82 250H79V251L77 250ZM183 252H184V254H183ZM196 252H197V250H196ZM0 253H2V252H0ZM230 253H229V259L231 257L230 255H232ZM138 254H139V256H141V258L138 256ZM157 254L160 255L161 258H159L160 256H158ZM188 254L190 255V258L188 257L189 256ZM133 255L135 257L134 260H133ZM236 255H235V257L234 256L231 257V260H230L231 264L232 263L234 264L235 260H236V263L239 264L237 262V260L239 261L240 256L237 258ZM0 256L2 257L1 254H0ZM136 257H138V258H136ZM127 258H125V259L127 260ZM233 258H235V259L233 260ZM246 258H247V256H246ZM218 259H216L214 261L217 262ZM122 260L119 261V263L120 262L122 263ZM128 260H130V259H128ZM232 260H233V262H231ZM0 261H1V258H0ZM248 262H247V264H248ZM123 264H125V262H123ZM211 264H214V262L213 263L211 262Z\"/></svg>", "mask_w": 264, "mask_h": 264}]
</instances>
